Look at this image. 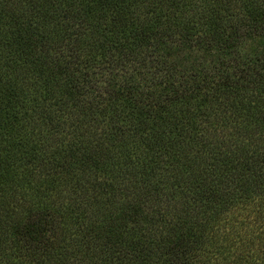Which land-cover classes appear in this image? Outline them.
<instances>
[{"label":"trees","instance_id":"16d2710c","mask_svg":"<svg viewBox=\"0 0 264 264\" xmlns=\"http://www.w3.org/2000/svg\"><path fill=\"white\" fill-rule=\"evenodd\" d=\"M0 264H264V0H0Z\"/></svg>","mask_w":264,"mask_h":264}]
</instances>
